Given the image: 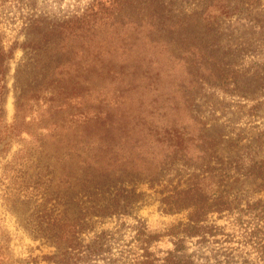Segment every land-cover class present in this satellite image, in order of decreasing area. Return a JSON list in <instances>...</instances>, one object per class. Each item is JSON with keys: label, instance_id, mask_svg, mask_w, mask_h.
<instances>
[{"label": "rangeland", "instance_id": "374dc122", "mask_svg": "<svg viewBox=\"0 0 264 264\" xmlns=\"http://www.w3.org/2000/svg\"><path fill=\"white\" fill-rule=\"evenodd\" d=\"M85 12L84 30L63 28ZM212 52L229 83L204 71ZM218 154L236 173L217 170ZM83 160L125 180L161 233L189 213H166L161 199L202 173L235 207L212 213L219 234L187 242L189 252L264 264V0H0V264H53L44 256L55 246L31 228L62 211ZM172 247L164 236L154 250Z\"/></svg>", "mask_w": 264, "mask_h": 264}, {"label": "trees", "instance_id": "16d2710c", "mask_svg": "<svg viewBox=\"0 0 264 264\" xmlns=\"http://www.w3.org/2000/svg\"><path fill=\"white\" fill-rule=\"evenodd\" d=\"M92 12L70 18L62 24L63 28L72 21L74 27L84 30L90 21V15H93ZM222 57L213 52L209 53L204 71L208 72L207 76L211 79L223 78L225 83H229L231 74L215 68L217 60ZM218 70L220 71L217 72ZM235 89L232 86V90ZM193 102L194 98L191 107ZM212 148L216 149V143L212 144ZM218 155L221 164L217 170L223 175H231L234 170L236 173L237 164L226 161L221 154ZM212 163L209 156V167H213ZM247 172L255 174L251 168ZM191 176L192 180L187 185L176 187L161 199L162 209L166 213L188 210L187 220L173 224L163 233L152 232L146 221L137 214L141 205L140 195L134 189L126 187L125 180L116 178L107 164H101L98 160H83L73 186L76 191L64 195L62 211L55 218L52 214L37 215L42 221H39V225L33 224L31 231L35 237L47 239L55 246L53 253L44 256L45 260L53 264H99V261H103L102 264H205L199 262L193 252H189L187 242L197 237L199 246H202L208 239L218 235L219 230L217 226L209 223V216L214 212L233 211L235 203L228 199L227 194L215 195L207 191L201 184L205 179L202 173ZM228 182L231 185L234 181ZM260 202L264 216V201ZM124 217H132L134 222L128 224L122 221ZM111 218L122 222L113 229L95 232V224L104 223ZM128 230L132 231L131 239L125 243L126 247L119 254H115L114 244ZM90 231H94V234L86 241L83 235ZM164 236L172 240L173 247L159 254L154 250V245ZM34 261H38V258Z\"/></svg>", "mask_w": 264, "mask_h": 264}]
</instances>
